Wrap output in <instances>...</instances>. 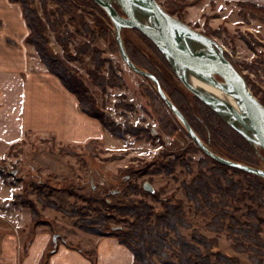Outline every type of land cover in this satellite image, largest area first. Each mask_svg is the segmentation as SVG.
<instances>
[{
  "label": "rangeland",
  "instance_id": "1",
  "mask_svg": "<svg viewBox=\"0 0 264 264\" xmlns=\"http://www.w3.org/2000/svg\"><path fill=\"white\" fill-rule=\"evenodd\" d=\"M160 2L214 37L264 102V37L259 31L264 5ZM31 5L39 12L49 48L83 83L86 105L104 117L106 134L80 147L33 135L0 146V224L5 226L0 230L32 236L44 229L57 240L77 243L80 230L85 231L80 226L99 215L112 220L103 230L115 226L126 232L140 219L129 208H147L150 223L156 224L169 206L181 207L179 234L164 227L167 244L153 256L156 264H183L185 257L193 260L189 264H204L198 254L208 256L210 264H228L220 255L238 264H264V186L206 156L155 84L127 65L113 22L91 0H33ZM123 38L135 62L159 77L202 138L216 152L233 157L226 138L230 130L218 117L213 123L157 50L135 29H124ZM253 165L264 163L258 156ZM197 180L207 194L199 202L189 199L185 187ZM239 223L252 231L251 237L257 232V240L231 230ZM186 243L194 246L187 254Z\"/></svg>",
  "mask_w": 264,
  "mask_h": 264
},
{
  "label": "crops",
  "instance_id": "2",
  "mask_svg": "<svg viewBox=\"0 0 264 264\" xmlns=\"http://www.w3.org/2000/svg\"><path fill=\"white\" fill-rule=\"evenodd\" d=\"M229 1L264 5V0L200 3ZM260 21L264 37V21ZM29 33L22 4L0 0V146L30 135L74 147L103 140V122L83 111L77 95L48 71L27 40ZM80 232L78 242L72 243L65 237L57 240V235L44 229L32 236L0 230V264H137L135 253L119 237Z\"/></svg>",
  "mask_w": 264,
  "mask_h": 264
},
{
  "label": "water",
  "instance_id": "3",
  "mask_svg": "<svg viewBox=\"0 0 264 264\" xmlns=\"http://www.w3.org/2000/svg\"><path fill=\"white\" fill-rule=\"evenodd\" d=\"M109 15L121 54L134 71L148 77L168 107L185 126L192 140L222 164L264 179V166L248 164L216 152L192 126L168 95L159 77L139 66L126 47L123 30L138 29L168 60L178 80L256 150L264 163V103L251 89L244 73L228 58L218 41L170 13L160 0H94ZM213 90L223 93L221 97ZM145 187H153L146 183Z\"/></svg>",
  "mask_w": 264,
  "mask_h": 264
},
{
  "label": "trees",
  "instance_id": "4",
  "mask_svg": "<svg viewBox=\"0 0 264 264\" xmlns=\"http://www.w3.org/2000/svg\"><path fill=\"white\" fill-rule=\"evenodd\" d=\"M11 1L20 2L22 4L24 17H25L27 24L29 26V29H30V33H29L27 40L35 46L41 60L47 65L48 71L51 73L57 74L61 78V80L63 81L65 86L77 95V97L79 98V101H80L81 109L83 111H85L86 113H88L91 116L99 118L103 122V124H105L104 123V117L101 116L100 114H97V112L88 108V106L86 105V103H85L86 96H85V92H84L83 83L71 74L70 67L63 64L62 61L59 59V57L54 52H52L51 49L49 48L48 37L45 35V27L42 25L39 12L36 8H34L31 5V2L33 0H11ZM46 1L47 0H44V2H46ZM91 1L100 9L101 13H103L104 16L107 17V20L112 22L111 18L106 13V11L100 5H98L94 0H91ZM168 11L172 14H175V12H176V10L172 9V8H169ZM178 17L181 18L180 16H178ZM135 30L140 32L144 36L146 41H148L151 44V46L154 48V50H157V52L162 57V59L166 62V64L170 68H172L171 65L169 64L168 60L164 57V55L161 53V51L158 49V47L148 37H146L140 30H138V29H135ZM114 34H115V32H114ZM130 56H131V54H130ZM131 58H132V56H131ZM228 58L232 61V59L229 56H228ZM133 61L135 62L134 59H133ZM135 63H137V62H135ZM147 70H149V69H147ZM163 88L165 89L164 86H163ZM185 89L190 94V96H193L197 100L196 103L198 105H200L207 113H209V118L213 121V123L215 122L214 119H216V118H214V116L218 117L219 118L218 120H219V122H221L222 126L227 127L230 130V133L227 132L228 135H226L227 136L226 138L230 144V146H229V148H230L229 151L231 150L230 155L233 157H236V158H233V157H229V158H232V159H235L238 161H242V162H245L248 164H252V165H253V163H256V160H257L259 155L256 152V150L253 148V146L240 133H238L232 127H230L227 123H225L212 108H210L207 104H205L200 98H198L189 89H187L186 87H185ZM165 91L167 92L166 89H165ZM168 95H169V93H168ZM169 96L171 97V95H169ZM183 113H184V111H183ZM203 121L205 122L204 119H203ZM192 126H194V125L192 124ZM195 129L198 132V134L200 135L198 129L197 128H195ZM225 130L228 131L227 129H225ZM220 134H222V133L219 131V135ZM95 141L96 140H92V141L88 142L87 145H91ZM64 147L68 148L67 146H64ZM206 156H209V155L206 154ZM209 158H212V157L209 156ZM212 159L214 161H216L217 163L221 164L222 168L223 167L225 169L227 167L230 168V166L222 164L219 161L215 160L214 158H212ZM231 168H233L234 170H238V171L240 170V169H237L234 167H231ZM240 171H243V170H240ZM244 172H246V171H244ZM246 173L250 174L251 177L256 179V181L258 182L257 184L264 186V179L262 177H260L256 174H253V173H249V172H246ZM185 187L188 189L186 192H187V195H188L190 200H195V201L199 202L200 201L199 196L204 197L207 195L204 192V189H205L204 185L203 184L200 185L198 180H197V182L194 183V185H185ZM146 209L147 208L140 209V207L128 209L131 214L138 215V217H140V219H138V222L132 223L131 229H129L126 232H122V229L115 228V226L114 227L112 226L110 229L103 230V228L109 227L108 224H109V222L112 221L111 219H109L107 214L99 215L98 217H96L94 219L92 224L88 223V225L87 224L81 225L80 228L85 230V231H89V232L99 234V235H111V234L117 235L119 237V239L121 240V242H123L131 250H133V252L136 255V258L140 262V263H138V260H137V264H156L153 260V256L159 252H163V247L166 246V244H167L166 235H168V233L164 229V227L169 228L171 231H176L177 234H179L177 224L180 222L183 223L184 219L182 217H180L179 215H177V213L179 211L183 212V209L181 207L175 208V207L169 206L167 212L163 216L158 217L156 224L150 223V216H149V213L146 211ZM222 212L225 213L226 211H222ZM222 212H220V213L217 212V215L218 216L221 215ZM93 224L97 225V227H94ZM237 224H238L237 222H234V225H237ZM239 224H240L239 228H237L236 226L233 225L231 227V230L232 231L235 230L238 233H241L243 236H245V239L257 240V238H258L257 232H253L255 234V237H251L249 235V233H252V231H250L245 225H242L241 223H239ZM237 240H239V238H237ZM185 247H187L185 249L187 251L186 254L188 253L189 248L194 249V246L192 244H189V243H186ZM220 256L222 259L224 258V260L228 264H238V262H235V260H230L229 257H224L222 255H220ZM197 258H198V261H200L202 263L204 262V264H210L208 256L202 257L200 254H198ZM182 262H183V264H189V263L193 262V260L190 258L186 259V257H185V259H183Z\"/></svg>",
  "mask_w": 264,
  "mask_h": 264
},
{
  "label": "bare ground",
  "instance_id": "5",
  "mask_svg": "<svg viewBox=\"0 0 264 264\" xmlns=\"http://www.w3.org/2000/svg\"><path fill=\"white\" fill-rule=\"evenodd\" d=\"M213 91H214L215 93H217L218 95H220L221 97L228 99L226 96H224L223 93L219 92L218 90H213Z\"/></svg>",
  "mask_w": 264,
  "mask_h": 264
},
{
  "label": "flooded vegetation",
  "instance_id": "6",
  "mask_svg": "<svg viewBox=\"0 0 264 264\" xmlns=\"http://www.w3.org/2000/svg\"><path fill=\"white\" fill-rule=\"evenodd\" d=\"M189 120V119H188ZM191 123V122H190ZM194 127V126H193ZM195 128V127H194ZM196 130V129H195Z\"/></svg>",
  "mask_w": 264,
  "mask_h": 264
}]
</instances>
